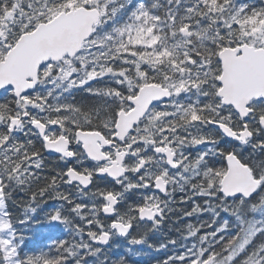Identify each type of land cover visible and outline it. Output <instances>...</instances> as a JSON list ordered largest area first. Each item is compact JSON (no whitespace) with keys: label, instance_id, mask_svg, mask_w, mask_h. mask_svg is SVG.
I'll return each mask as SVG.
<instances>
[{"label":"snow or ice","instance_id":"6c2138e0","mask_svg":"<svg viewBox=\"0 0 264 264\" xmlns=\"http://www.w3.org/2000/svg\"><path fill=\"white\" fill-rule=\"evenodd\" d=\"M0 264H264V0H0Z\"/></svg>","mask_w":264,"mask_h":264}]
</instances>
